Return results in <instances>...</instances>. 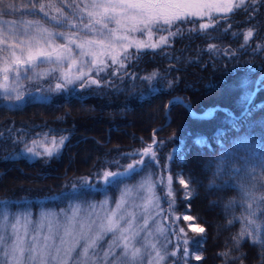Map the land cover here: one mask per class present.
<instances>
[{
    "label": "snow or ice",
    "instance_id": "6c2138e0",
    "mask_svg": "<svg viewBox=\"0 0 264 264\" xmlns=\"http://www.w3.org/2000/svg\"><path fill=\"white\" fill-rule=\"evenodd\" d=\"M261 6L264 0H23L20 4L0 0V99L22 102L25 82L49 77L58 81L57 93L74 91L70 86L78 82L81 88L100 87L106 83L100 79L101 73L123 79L126 73L121 70L134 55L139 59L147 49L155 51L168 45L170 37L183 34L182 25H189L190 33L204 36L211 35L209 29L227 33L238 11L246 13L251 21ZM16 13L18 18L4 19ZM197 21L201 22L197 25ZM253 36V28L245 30L241 47L249 45ZM262 47L257 44L254 51ZM133 48L136 53L130 52ZM208 51L221 49L209 44ZM157 76L153 72L142 79L151 82ZM239 87L243 111L250 114L255 89L264 87V80L242 82ZM185 107L191 112L189 104ZM191 115L195 119L210 118L208 112ZM66 140V136L57 139L52 134L49 138L44 133L43 139H33L31 146L26 144L25 151L32 156L52 157ZM163 143L156 140L154 132L147 146L122 154L130 162L125 165L116 159L111 163L118 170L106 168L102 172L103 186L120 188L114 202L108 198L85 201L60 212L42 213L35 220L31 212L10 214L6 203L0 205V264H189L190 258L202 260V255L190 251L189 244L198 247L203 239L190 241L177 223L180 216L175 215L173 176L168 174L165 183L163 173L168 172V165L161 166L158 156ZM153 166L160 169V174ZM137 176L140 179L135 183L128 182ZM178 176L177 182L185 189L184 198L191 199V181ZM225 176L232 183L225 180L218 187L237 193L224 206L232 212L228 224L238 221L241 227L232 236V249L218 255L225 258V264L228 259L243 264L244 254L233 256L232 250L239 252L247 241L259 248L264 264V140L242 138L217 158L210 186L216 187L215 181ZM82 183L81 189L73 188L77 198L97 186L87 178H82ZM160 188L169 198L167 210L161 207L162 197L157 194ZM237 208L239 216L235 214ZM193 219L183 215L184 221ZM189 228L205 231L203 227ZM169 235L178 241L183 236L182 252L169 248Z\"/></svg>",
    "mask_w": 264,
    "mask_h": 264
},
{
    "label": "trees",
    "instance_id": "16d2710c",
    "mask_svg": "<svg viewBox=\"0 0 264 264\" xmlns=\"http://www.w3.org/2000/svg\"><path fill=\"white\" fill-rule=\"evenodd\" d=\"M22 2L16 0L17 4ZM246 16L238 11L227 33L209 29L210 36L190 33L189 25H182L183 34L170 37L168 45L155 51L147 49L139 59L134 55L121 70L126 73L123 79L102 73L100 79L106 83L100 87L77 85L74 91L60 93L51 88L47 100H28L17 106L0 101V205L6 203L11 214L34 215L44 209L55 211L76 202L114 197L118 187H105L101 182L106 168L118 170L107 153L141 149L151 143L155 132L156 140L164 142L158 149L161 166L167 163L175 182L178 174L191 181L192 197L181 201L187 207L184 212L205 229L192 240L203 239L202 244H189L190 251L203 259L190 258L189 264H225L218 253L232 249V236L240 223L229 225L232 212L224 207L236 191L218 187L229 177L217 179L216 187L210 186L215 162L242 138L264 140V87L255 90L251 113L242 115L239 87L264 75V47L254 51L257 44L264 46V6L251 21ZM18 17L16 13L4 19ZM249 28H253L254 36L242 48L243 33ZM209 44L221 51L209 52ZM130 52L136 53V49ZM111 71L109 68L108 73ZM153 72L158 76L151 82L142 79ZM186 104L197 115L215 109L210 118L195 119ZM44 133L49 138L52 134L57 139L67 137L58 153L31 159L20 154L22 145L41 139ZM201 139L203 142H196ZM238 154L243 155V150ZM153 167L159 174L160 169ZM82 178L97 186L77 198L73 188L83 187ZM235 214L240 215L239 208ZM241 253L243 264H262L259 248L250 242H244L239 252L232 250L233 256ZM227 264L240 261L228 259Z\"/></svg>",
    "mask_w": 264,
    "mask_h": 264
},
{
    "label": "rangeland",
    "instance_id": "374dc122",
    "mask_svg": "<svg viewBox=\"0 0 264 264\" xmlns=\"http://www.w3.org/2000/svg\"><path fill=\"white\" fill-rule=\"evenodd\" d=\"M56 75H58V74H56ZM92 75H93V77H95V73L94 72L92 73ZM101 75H102V73H101ZM263 79H264V75L259 77V78H257L255 81L263 80ZM57 82H58L57 80L52 79L51 77L46 78L44 80H39L36 83L25 82L24 83L25 97H24L22 102H18V101H14V100L13 101H5L3 99H0V101H1V103H4V104L9 105V106H17L18 104H23V103H25V101H28V100H39V99L47 100L48 99V94H49V89L55 88V84ZM77 85H79V82L76 85L70 86V89L75 87V86H77ZM178 98H176L175 100L179 101ZM202 114H204V113H202ZM41 139H43V137H41ZM31 142L32 141H28L24 145L27 144V145L31 146ZM24 145H22V150H20V154H22L24 156H27V158H29V159L35 157V156H32L30 153H27L25 151V146ZM37 150L38 151H42V149H37ZM127 153H129V152H127ZM122 154H125V153L119 152V151L113 152V153L109 152V153H107V157L109 156L108 158L111 159L112 161H114L116 159H121V163H126L127 164L128 160L123 159L122 158ZM159 174H160V172H159ZM168 174H170L169 171L165 172V174H163L165 176V183H166V177H167ZM171 175L173 176L172 173H171ZM139 179H140V177L137 176L132 181H129V183H135ZM120 187H123V185L120 186ZM173 188L175 190V201H176V203H175V215L180 216V219L177 221V223L180 225V227L184 228V230H185V232L187 234V238L190 241H192L199 232L192 231L189 228V225H191L192 228H196L198 226L195 223H193L192 220L191 221H184L183 220V215L184 214L190 215V214L184 212V211H186L187 207L185 205H183V202H181L183 200V197H184L183 187L180 184H178L177 181L175 182L174 179H173ZM176 189H178L179 192ZM157 194L162 197L161 207L164 208L165 210H167V207H168L167 201H168L169 198L166 195V191L164 189L160 188V189L157 190ZM119 195H120V188H118V191L115 192L114 197H111V198H108V199L110 201L114 202L115 199ZM102 200H104V199H102ZM102 200H100V201H102ZM100 201H97V202H100ZM77 203L78 202H76V204ZM71 205H73V204L67 205L66 208H64V209H56L55 211L54 210H50V209H44L43 211H39V212L35 213L34 215H32V218L35 220V219H37L40 216V214L45 213V212H60L62 210H67V209L70 208ZM17 213H19V212H17ZM17 213H15V214H17ZM171 221H172V218L170 217L168 222L171 223ZM240 227H241V225H240ZM176 231L179 232V229L177 228ZM169 239L171 240V244H169V248L170 249L174 248V247L175 248H179L181 250V252H182L183 236H181V239L179 241L177 240L176 236H172V235H169ZM162 243H163V241H162Z\"/></svg>",
    "mask_w": 264,
    "mask_h": 264
},
{
    "label": "water",
    "instance_id": "95a60500",
    "mask_svg": "<svg viewBox=\"0 0 264 264\" xmlns=\"http://www.w3.org/2000/svg\"><path fill=\"white\" fill-rule=\"evenodd\" d=\"M177 97H175L174 99H176ZM179 99V102L181 103V104H183V101H182V99L179 97L178 98ZM182 101V102H181ZM215 109V107H213L212 109H211V112H210V116H211V113L213 112V110ZM187 110H188V112L190 113V111H189V109L187 108ZM191 112H192V110H191ZM244 111L242 110L241 112H240V115H242V113H243ZM198 115H203L202 113L201 114H198Z\"/></svg>",
    "mask_w": 264,
    "mask_h": 264
}]
</instances>
